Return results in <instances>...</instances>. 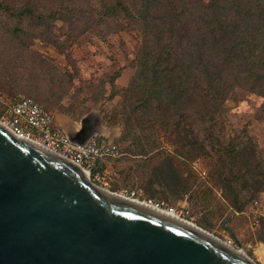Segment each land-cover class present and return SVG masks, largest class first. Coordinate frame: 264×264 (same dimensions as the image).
Segmentation results:
<instances>
[{"label": "rangeland", "instance_id": "obj_1", "mask_svg": "<svg viewBox=\"0 0 264 264\" xmlns=\"http://www.w3.org/2000/svg\"><path fill=\"white\" fill-rule=\"evenodd\" d=\"M24 2L0 0V19L6 25L0 31V95L36 101L68 135L85 118L95 122L99 131L93 136L113 141L119 149L118 159L106 161L117 172L108 184L111 192L136 191L176 207L184 220L264 264L263 98L238 89L210 122L200 117L198 124L190 122L194 113L189 111L179 127L171 119L160 125L147 110L133 109L125 92L139 49L134 33L95 27L79 34L56 21L53 29L32 35L37 37L28 46L29 22L17 27L16 40L9 37L14 29L9 17ZM6 108L0 105V120ZM185 130L193 131V137L185 139ZM250 190L257 194L241 206Z\"/></svg>", "mask_w": 264, "mask_h": 264}, {"label": "trees", "instance_id": "obj_2", "mask_svg": "<svg viewBox=\"0 0 264 264\" xmlns=\"http://www.w3.org/2000/svg\"><path fill=\"white\" fill-rule=\"evenodd\" d=\"M9 18L14 40L21 32L17 27L29 22L28 46L37 37L32 35L53 29L56 21L79 34L95 27L106 33L130 30L139 49L125 92L133 109L147 110L160 125L171 119L179 127L189 111L194 113L190 122L198 124V117L210 122L238 89L264 101V0H25ZM2 22L0 31L6 28ZM185 134L193 137V131ZM235 163L242 170L243 164ZM241 178L248 179L245 173ZM256 194L250 190L239 204Z\"/></svg>", "mask_w": 264, "mask_h": 264}, {"label": "water", "instance_id": "obj_3", "mask_svg": "<svg viewBox=\"0 0 264 264\" xmlns=\"http://www.w3.org/2000/svg\"><path fill=\"white\" fill-rule=\"evenodd\" d=\"M98 131L85 140L64 133L84 145ZM168 215L98 186L0 124V264H255Z\"/></svg>", "mask_w": 264, "mask_h": 264}, {"label": "built area", "instance_id": "obj_4", "mask_svg": "<svg viewBox=\"0 0 264 264\" xmlns=\"http://www.w3.org/2000/svg\"><path fill=\"white\" fill-rule=\"evenodd\" d=\"M0 103L7 110L0 123L17 138L38 145L42 149L78 166L91 181L106 189L111 178L117 173L106 165V161L119 156L113 141L102 137H92L84 145L72 142L56 124L54 115L32 99L20 96L7 103L6 97L0 95ZM107 190V189H106ZM122 197L133 202L146 205L155 210L183 219V211L176 207H168L160 202L142 197L136 191H121Z\"/></svg>", "mask_w": 264, "mask_h": 264}, {"label": "bare ground", "instance_id": "obj_5", "mask_svg": "<svg viewBox=\"0 0 264 264\" xmlns=\"http://www.w3.org/2000/svg\"><path fill=\"white\" fill-rule=\"evenodd\" d=\"M2 126H3V124L2 123H0ZM92 125V124H91ZM90 125V127L88 126V122L86 123V122H84L83 124H80L79 125V128H77L76 130H75V132H74V134L72 135L73 136V138L74 139H76V140H85V139H87L89 136H91L92 134H94L95 132H96V128L95 127H92ZM5 127V126H4ZM6 128V127H5ZM87 176H88V173H85ZM117 195H119L120 197H122L121 196V194H117ZM159 212H162V211H159ZM163 213H164V211H163ZM168 216H171V217H173V218H175V219H177L178 220V218L176 217V216H173V215H171V214H169ZM179 221H183V220H179ZM185 224H187V225H190V226H192V227H194L195 228V226L193 225V224H191L190 222L188 223L187 221H183ZM233 252H235V253H237V254H239L240 256H242L243 258H245L246 260H247V257H245L244 255H243V253H241V252H236V250H232ZM248 261V260H247Z\"/></svg>", "mask_w": 264, "mask_h": 264}, {"label": "crops", "instance_id": "obj_6", "mask_svg": "<svg viewBox=\"0 0 264 264\" xmlns=\"http://www.w3.org/2000/svg\"><path fill=\"white\" fill-rule=\"evenodd\" d=\"M79 128V127H78Z\"/></svg>", "mask_w": 264, "mask_h": 264}]
</instances>
